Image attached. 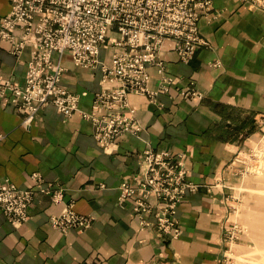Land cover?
<instances>
[{"label": "crops", "instance_id": "crops-1", "mask_svg": "<svg viewBox=\"0 0 264 264\" xmlns=\"http://www.w3.org/2000/svg\"><path fill=\"white\" fill-rule=\"evenodd\" d=\"M10 11V0H0V22ZM199 27L209 46L186 64L175 43L165 42L160 58L174 85L156 102L131 94L141 131L122 135L108 150L80 112L66 118L48 105L25 126L12 107L0 104V185L35 189L31 176L39 173L64 190L65 203L94 219L84 231L55 229L51 217L64 204L36 188L26 222L15 225L0 210V264H221L223 229L233 216L222 184H234L237 154L264 131V13L239 0H214L212 15ZM121 50L105 45L100 60L110 65ZM30 55V47L17 57L10 43L0 42L1 77L23 84ZM62 59L63 85L81 95L79 109L90 112L94 96L109 88L101 67H78L70 54ZM148 72L150 89L158 91V69ZM192 83L201 98L181 94ZM147 150L182 157L188 179L198 185L179 206L178 239L163 238L154 227L143 230L134 199L119 198L120 184L139 172Z\"/></svg>", "mask_w": 264, "mask_h": 264}, {"label": "built area", "instance_id": "built-area-1", "mask_svg": "<svg viewBox=\"0 0 264 264\" xmlns=\"http://www.w3.org/2000/svg\"><path fill=\"white\" fill-rule=\"evenodd\" d=\"M264 13V0H239ZM11 11L0 22V42L11 45L19 57L26 47L30 59L20 84L0 75V104L12 107L25 126L33 124L48 105L56 107L66 118L80 112L94 128L101 147L108 150L126 133L137 135L141 126L136 109L129 102L131 94L144 95L156 102L161 93L175 83L166 73L161 50L173 41L183 63H190L201 47L209 42L200 34L201 18L212 15L214 0H10ZM21 31L17 37L15 31ZM115 34L116 37H111ZM113 45L122 50L113 55L110 65L100 60L101 49ZM70 54L78 67H101L102 82L109 88L94 96L91 111L79 109L81 95L63 85L66 68L63 56ZM161 76L158 91L150 89L149 67ZM193 85V83H192ZM185 98H201L194 88L182 90ZM182 157L166 151H145L139 172L131 181L119 186L120 200L134 199V214L143 230L154 227L163 238L178 239L182 230L177 217L184 197L197 191L188 179ZM32 181L40 193L62 212L51 217L52 226L67 233L84 231L93 223L92 216L77 213L75 203H65L62 188L47 183L34 173ZM35 189H22L6 181L0 185V210L15 225L29 217ZM155 200V202H153ZM152 221H150V219Z\"/></svg>", "mask_w": 264, "mask_h": 264}, {"label": "rangeland", "instance_id": "rangeland-1", "mask_svg": "<svg viewBox=\"0 0 264 264\" xmlns=\"http://www.w3.org/2000/svg\"><path fill=\"white\" fill-rule=\"evenodd\" d=\"M236 160L237 180L222 184L233 216L223 229L221 264H264V131Z\"/></svg>", "mask_w": 264, "mask_h": 264}]
</instances>
